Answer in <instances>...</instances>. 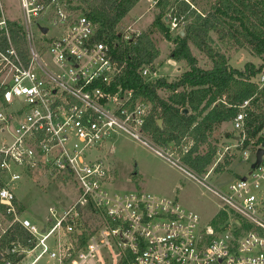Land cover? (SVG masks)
<instances>
[{"label": "built area", "instance_id": "obj_1", "mask_svg": "<svg viewBox=\"0 0 264 264\" xmlns=\"http://www.w3.org/2000/svg\"><path fill=\"white\" fill-rule=\"evenodd\" d=\"M5 1L0 0V217L30 236L27 247L12 243L6 251L23 255L16 264L24 254L32 257L28 264L44 256L56 264H264V127L249 136L252 98L237 106L228 144L216 153L218 162L251 160L246 172L221 192L187 171L221 201L211 225L201 226L198 214L175 197L112 190L109 143L126 134L154 149L144 130L151 105L117 84L124 67L107 42L95 39L91 20L61 0H18L20 17L13 20ZM149 1L156 6L159 0ZM180 5L204 16L193 0L169 2L162 21L177 35L189 22ZM14 30L23 41L20 50ZM139 71L148 82L158 79L152 65ZM255 82L262 88L264 74ZM155 150L179 166L167 148ZM40 167L61 175L76 192L62 211L48 208L42 227L21 217L13 190Z\"/></svg>", "mask_w": 264, "mask_h": 264}, {"label": "trees", "instance_id": "obj_2", "mask_svg": "<svg viewBox=\"0 0 264 264\" xmlns=\"http://www.w3.org/2000/svg\"><path fill=\"white\" fill-rule=\"evenodd\" d=\"M75 1L78 6L74 10L82 11L93 23L95 39L107 42L115 60L123 65L117 84L150 102L151 111L144 130L154 148L166 149L173 144L180 149L179 160L188 170L201 174L211 164L216 151L209 149L200 155L199 147L207 142L215 126L234 118L237 106L243 101L252 98V110L247 120L249 136H256L264 127V85L259 88L255 82L258 74H264V0H215L204 16L190 10L187 5L178 6L181 13L187 14L189 22L183 35L178 34L172 40L170 58L186 63L188 70L171 82L165 78L148 82L140 74L139 69L143 66L152 65L154 68L153 63L160 55L148 34L142 33L123 44L116 32L117 26L140 0ZM168 3L169 0L158 1L155 7L159 12L152 25L165 40L170 41V31L162 21ZM211 32L216 34L219 43L230 40L238 47L249 46L262 63L255 66L247 62L241 70L232 68L226 57L209 44ZM13 37L15 45L22 47L23 41L17 30L13 31ZM190 45L207 54L211 59L210 68L203 69L197 65ZM159 91H164L167 96L161 97ZM186 139L190 145L184 152L181 143ZM3 185L0 179V187ZM29 239V234L17 223L0 234V254H3L0 264H4V260L18 263L23 255L6 251L12 243L27 247Z\"/></svg>", "mask_w": 264, "mask_h": 264}, {"label": "rangeland", "instance_id": "obj_3", "mask_svg": "<svg viewBox=\"0 0 264 264\" xmlns=\"http://www.w3.org/2000/svg\"><path fill=\"white\" fill-rule=\"evenodd\" d=\"M193 1L196 9L202 14H207L215 2V0ZM169 2L171 3L172 0H169ZM61 4L72 10L75 14L82 12L74 10L78 6L75 0H61ZM5 5L8 17L13 20H19L20 9L18 0H6ZM158 12L159 9L152 6L149 0H142L141 4L131 13L129 12L126 19L124 18L120 22L116 32L119 34L123 44L127 43L123 41L125 36H130L131 40L136 38L135 33H132L131 30L140 34H148L156 49L160 52L159 57L153 63L157 71V78H165L168 82H171L176 78V74L180 69H187V65L184 62H179L180 65H176L175 62L171 61L172 40L175 39L177 34L170 32L171 39L167 41L155 30L152 22ZM208 42L215 51L226 57L229 66L232 68L241 70L247 62H252L255 66H260L262 63L261 58L255 56L249 46L238 47L230 40L219 43L214 32L209 34ZM16 47L20 50L24 46ZM190 50L193 56L196 57L197 65L200 68H210L211 59H209L205 52L200 51L193 45H190ZM158 94L163 98L167 96L164 91H159ZM231 132L232 127L230 122L217 125L209 134L207 142L199 147L198 153L200 155L205 154L209 149H215L216 151L211 164L201 174L188 170L186 165L179 160L180 149L173 144H169L167 149L173 154L170 158L171 160L177 161L176 159L178 158L177 163L179 162V166H175L158 154L155 150L156 148L153 149L151 146L134 140L126 134H117L109 143V146L111 145L114 148V152L110 153V156L107 157L111 168L114 170L112 172L115 175L112 190L121 193L140 190L162 197H175L184 208L198 214L201 226L211 225L212 219L221 207V201L200 182L188 175V172L196 176L198 180L204 181L221 192L227 190L230 182L244 174L251 162V160L241 162L238 156L233 158V160L225 158L219 162L217 161L219 157L216 153L218 149L228 144L225 136L231 137ZM147 138L152 143L150 137L147 136ZM181 145L183 148H188L190 141L186 139ZM226 162L229 163L227 166ZM48 171V169L45 170L40 167L38 170L36 169V171L29 173L27 179L23 178L13 186L21 217L27 218L39 227L46 224L49 207H55L57 211H62V209L69 206L76 199V192L72 187V183L63 180L61 175L50 174ZM208 173L210 175L204 178ZM0 179L5 183V177L0 176ZM9 225V219L0 217V234H3V231L8 229ZM0 255L2 257L3 254ZM31 260L32 257L24 254L21 264H28ZM35 264L56 263L47 256H44Z\"/></svg>", "mask_w": 264, "mask_h": 264}, {"label": "water", "instance_id": "obj_4", "mask_svg": "<svg viewBox=\"0 0 264 264\" xmlns=\"http://www.w3.org/2000/svg\"><path fill=\"white\" fill-rule=\"evenodd\" d=\"M41 30L43 32H46L45 28H41ZM180 35H183V32H181ZM186 112H187V110H184V113H186ZM158 124H161V121H158ZM263 146H264V144H263ZM262 153H263L262 150L258 151L256 164L260 162V157H261ZM254 166H255V164L252 165V168H254ZM0 257H1V255H0Z\"/></svg>", "mask_w": 264, "mask_h": 264}, {"label": "crops", "instance_id": "obj_5", "mask_svg": "<svg viewBox=\"0 0 264 264\" xmlns=\"http://www.w3.org/2000/svg\"><path fill=\"white\" fill-rule=\"evenodd\" d=\"M142 1V0H141ZM141 1L130 11V13L139 5V4H141ZM127 17V16H126ZM126 17H125V19H126ZM171 61H173V62H175V64L176 65H180L179 64V62H177V61H174V60H172L171 59ZM252 63V62H251ZM245 65V64H244ZM234 68V67H233ZM237 69V68H236ZM188 70V68L187 69H185V70H182V69H180V71H178L177 72V74H176V78L178 77V76H180L183 72H185V71H187Z\"/></svg>", "mask_w": 264, "mask_h": 264}]
</instances>
